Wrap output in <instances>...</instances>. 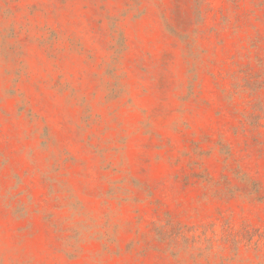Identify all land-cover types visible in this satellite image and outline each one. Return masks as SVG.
Here are the masks:
<instances>
[{
    "label": "rangeland",
    "instance_id": "1",
    "mask_svg": "<svg viewBox=\"0 0 264 264\" xmlns=\"http://www.w3.org/2000/svg\"><path fill=\"white\" fill-rule=\"evenodd\" d=\"M0 264H264V0H0Z\"/></svg>",
    "mask_w": 264,
    "mask_h": 264
}]
</instances>
